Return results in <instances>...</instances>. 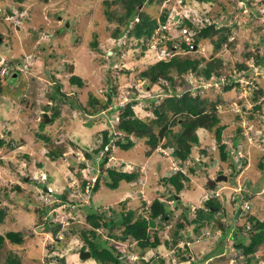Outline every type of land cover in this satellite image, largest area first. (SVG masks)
<instances>
[{
	"label": "rangeland",
	"instance_id": "obj_1",
	"mask_svg": "<svg viewBox=\"0 0 264 264\" xmlns=\"http://www.w3.org/2000/svg\"><path fill=\"white\" fill-rule=\"evenodd\" d=\"M122 3L123 0H0V6L4 4L3 7L9 9L12 5L16 13L19 12L17 18L22 21L14 29L10 21H3L0 18V34L2 35L0 36V56L8 60L13 58V61H22L20 58L26 59V68L22 72L18 71L13 80L3 82V89L0 91V132L5 133L2 142H0V158H3V163L0 162V187H9L13 181H16L22 188L17 193L10 191L9 195L13 197L11 202L0 194V207H5L4 210H6L5 219L0 224V232L9 228L23 232L30 231L29 233L34 231L33 235H27L25 248L18 252L22 251L23 253L24 250L26 253L24 260H28L30 264L40 262L37 259L38 256H42L44 264H54L53 261H56V253H50L47 244L45 245L47 240L45 237L51 239V233L46 232L43 236L37 234V231L43 230L44 226H36L38 224H36L34 209L43 207L41 202H45L48 197L40 192L39 182L50 179V182H56L51 188L61 189L69 177H73L75 182L79 183L80 178H76L74 172L79 171L81 176L86 177L100 172L99 186L94 193L88 196L82 193L68 194L67 198L76 202L74 205L68 204L67 206L64 203L65 207L48 209L47 214L51 215L52 220H63L66 215L83 220L91 208L93 210L109 206L111 211L119 217L120 212L129 208L134 209L136 213L140 210L143 202L140 195L143 198L145 195L147 198L149 196L153 198L164 192L165 187L158 184V177L162 174H169L171 166L173 165L174 168L175 165H178L177 162L172 164L175 161V157L172 156L174 145L170 144L163 150L164 153L162 150L159 151V148L147 153L148 145L142 138L136 139L134 145L128 149H121L111 141L108 159L103 161L106 168L115 167L125 172L138 170L140 175L131 182L121 180L116 188L107 186L108 178H104L105 168L101 166V163L96 164L100 161L99 157L95 161L93 159L94 163H87L88 168L82 167L85 166L84 162L79 165L78 161L87 156L84 152L91 151V148L97 147L102 142L101 131L114 129L112 117H118V112L112 114L107 110L91 116L86 115L87 109H91L88 105L90 95L104 100L106 87L111 86L112 105H122L131 96H135L136 100L132 105L134 113L139 117L151 120L154 115L149 107L157 105L162 100V97H158V93L163 87L170 89L171 86L166 79H161L156 83H149L148 79L144 82L139 72L158 59L159 49L156 43L159 37L166 35L169 39H173V45L184 40L183 36L179 34L183 17H188L194 22L191 27H188L191 37L194 35L195 28L210 22L215 23L216 29L223 26L230 28L227 32V40L217 50L213 49V44L210 41V38L217 39L215 33L211 37L198 40L199 52H192L190 56L203 57L201 64L212 57H221V68L231 66L236 69L234 61L241 60L244 51L250 50L251 56L247 60L249 63L255 53L264 51V0H204L202 2L196 0H151L149 3L140 4L138 8L147 12L157 22L155 28L157 37L150 38L145 42L144 47L147 49L143 52L139 46L127 49V45L129 47L130 43L123 48L126 41L125 33L117 39L112 35L113 27L117 25V22L115 19L107 17L105 10L112 11L116 16L121 15L124 11ZM27 8L29 9L25 10ZM165 11L167 12L166 18L162 22L161 17ZM135 20L136 17H133L129 21V27ZM163 30H166V33ZM121 43L120 49L116 50V47ZM131 43L135 42L131 41ZM251 63L254 64L253 66L256 64L255 61ZM259 65L260 67L255 68L259 70L258 75L255 74L256 71L249 72L252 73L250 79H247L249 76H245L246 70L243 73L241 70L236 71L237 79H241L242 75L244 78L241 82L238 81L237 86H232L227 91L223 90L222 84L217 82L219 78L214 75L208 80L202 81L204 85L190 71L181 78H174V86L179 94L188 87L192 95L200 93L209 100L218 99L215 113L220 117V123L226 125L222 130L224 137L222 143L231 145L232 128L240 123L245 127V132H249L250 143L255 145L249 149L251 153L249 164L236 173L238 175L233 172L231 174V167L218 161L216 156L218 143L214 135L202 128L197 129L198 142L191 144L190 155L193 157V161L201 163L197 167L199 173L194 177L199 178V181L192 180L188 185H185L178 193L179 199L175 200L179 212L182 203L186 208L190 205H199L197 201L202 195L201 184L208 177L215 178L217 171H223L228 174L226 179L220 181V185L224 187L227 194L225 196L228 210H226L229 212L227 217L225 216L227 218L225 228L227 229L235 223L231 229L236 233L239 230L248 233L252 227L246 221L249 212L239 215L236 222L234 215L230 213L231 209L233 214L242 212V200L239 197L236 200L232 199L228 204V199L231 198L230 193L239 185L241 195L246 188L248 191H252L250 200L254 204L251 202L250 211L254 212L259 219L264 218V170L261 172L256 167L257 159L264 154V144L260 145L263 140L260 143L255 141L257 132L261 131V136L264 138V59ZM71 75L81 77L82 85L72 84L69 80ZM55 81L61 83V92L65 93L74 102V105L66 98L61 101L52 99L50 92L53 90ZM255 83H259L263 89V93L256 100V103L261 105V112L250 119L246 111L254 103L250 95H252V88L256 86ZM150 97H153L152 102L144 99L150 100ZM55 102L57 103V113L51 120L53 115L51 106ZM76 103L81 104L84 109L77 107ZM143 105L149 107L144 108ZM43 112L48 115L47 121L41 124ZM237 114L240 115L239 118H236ZM172 128L175 130L177 127L172 126ZM43 135L48 137L49 141L44 140ZM168 137H170L169 133L161 138L159 142L161 147L168 141ZM257 139L259 141L258 137ZM59 144L63 147L62 155L55 160L49 159L46 152L49 148ZM201 149L209 151L203 153ZM254 155L257 158H253ZM238 157L244 163L246 162L244 153L238 152ZM191 158L187 165L192 164ZM10 161L14 167H17V170L26 173L32 181L30 178V181L27 178L24 181L18 176L19 174L11 171V166L7 164ZM72 168L74 169L72 170ZM192 186L194 187L193 192ZM42 189H44L43 185ZM79 205L83 206L79 207ZM220 209L218 208L212 213L206 212L204 209L199 210L207 214L212 221L221 215ZM190 211L193 213L192 210ZM175 213L174 218L167 221L170 224L168 231L157 225L158 228L164 229L160 233V237L171 234L175 222L180 218L178 217L180 215H177L178 212ZM45 216L43 214L42 218ZM73 225L75 229L66 235L65 241L52 242L54 250L59 248L62 243L63 246L69 247V250L65 249L57 257V259L60 258L59 263L96 264V260L91 256L79 257L81 244L78 241L81 240V229H86L85 223ZM188 229L187 225L186 231ZM222 234L220 229L212 227L210 223L208 226L205 224L204 232L200 234L203 238L197 235L192 240L189 237L190 242L193 243H189L190 245H187L189 248L183 250L184 256L190 253L199 260L202 254H207L215 246H222L221 243H217ZM242 235V233H237L235 238L246 240L245 243H248L249 240ZM36 237L42 238L38 247V244H35L37 248L32 243V241L39 242L40 238L36 239ZM96 241L100 242L101 240L98 237ZM219 241H224V239ZM104 242L109 243L108 239ZM104 242L102 241L101 244ZM228 242L231 243L232 240ZM81 243H83L82 240ZM226 250L228 252L229 248ZM212 252H217V250L214 249ZM234 254V251L231 250L229 257L235 258ZM252 256L255 259L253 264H264V244ZM52 258L53 260H51ZM192 262L189 263L192 264ZM236 262L242 264L243 258L238 257ZM129 263L128 260L124 262V264ZM167 264L185 263L178 262V256L175 255V262L170 261Z\"/></svg>",
	"mask_w": 264,
	"mask_h": 264
},
{
	"label": "trees",
	"instance_id": "obj_2",
	"mask_svg": "<svg viewBox=\"0 0 264 264\" xmlns=\"http://www.w3.org/2000/svg\"><path fill=\"white\" fill-rule=\"evenodd\" d=\"M22 1V0H20ZM151 0H123L122 6L124 7V11L121 15L116 16L112 11H106V15L109 18H113L116 20L117 25L113 27L112 35L117 39L119 36L125 33V43L123 48L126 47L127 44L130 43L129 47L127 45V49L133 48V47H141V51L143 52L145 49L144 44L147 42L150 38L157 37L156 26L157 22L156 19L151 18L147 12L143 11L142 9H139L138 6L141 4L149 3ZM29 8L25 9L28 10ZM167 12L165 11L164 14L161 17L162 22L165 21ZM136 17L135 22L129 27V21ZM23 18V17H21ZM186 23L188 26L191 25L190 21H182ZM230 30L229 27L223 26L220 29H216L215 25L213 23H208L205 25H202L200 28H195V32L193 35L194 43L197 44L198 40L205 39L207 37H211L212 34L217 35V39L210 38L211 43L213 44L212 47L214 50L219 49L220 46L227 40V32ZM164 33H166V30H163ZM0 36H2L0 34ZM173 40V39H172ZM171 39H168L166 37H159L157 41V46L164 47L169 49L173 46V41ZM131 41H134L135 43H131ZM122 43L120 46L116 47V50L120 49ZM116 46V45H115ZM148 47V45L146 44ZM197 47V46H196ZM195 48H190L189 45H186L184 41H180L179 44H177V47L179 48L180 54H172L167 55L165 59H156L152 63L146 66L143 70L139 72V75L144 79V82L148 79L149 83H156L160 81L161 79H166L169 81L171 88L166 89L171 92L170 95L164 97L157 105H151L149 108L154 115V117L150 119L142 118L137 116L134 113V110L132 109V105L134 104L135 96H131L130 99L123 103L122 105H112L111 100V93L112 87L107 86L106 90V98L104 100L94 97L93 95H90V99L88 101V105L91 107V109H87L85 112L86 115L98 113L103 110H107V112L114 113L118 112V120L114 124V129H103L101 131V143L98 144L97 147L91 148V151L84 152L85 155H87L88 158L92 159L99 150L103 149L105 145H107L109 142H113L121 149H128L131 146H133V142L130 139V136H136L139 138H143L145 143L149 146L147 153L150 152V149H153L161 140L162 137L166 136L168 133L170 134V137H168V141L165 142L163 146L168 147L171 145H174L173 155L177 158V164L180 165V162L186 161L188 158H191L190 150H191V144L198 142V136H197V129L202 128L208 132H211V134L214 135V138L216 139L218 143V150H217V158L220 163H225L227 166L229 165L231 167L232 172L236 170L235 173H238L241 171L240 167H237V164L242 163V165H245L239 157L238 152H242L246 155L245 160H250L251 153L249 152L252 147H255L254 143H250L248 132H245V127L241 125L240 123L236 124L232 128V135H231V145L222 143V139L224 137L222 136V130L226 127L225 124L220 123V117L215 113V106L217 104L218 99L215 101L209 100L208 98L202 96L200 93H196L195 95H192L188 90V87L184 88L185 91L179 94V92H176L175 86H174V78H181L183 75L190 71L198 77V80L206 81L211 76H216L221 79L225 73L231 72V68L229 66L227 68H221L222 65V59L220 58H210L206 60L203 64H201L203 57H191L190 53L193 51L196 53L199 50H195ZM172 53H176L173 51ZM183 53V54H181ZM250 50H246L242 54L241 60H235V66L236 70H248V66L245 63V59L250 56ZM12 59V58H10ZM264 59V51L263 53H255L254 55V61L256 64L262 63V60ZM231 64V62H229ZM229 70V71H228ZM245 76L248 77L247 79L251 78L250 71H246ZM226 76V75H225ZM69 80L72 84H75L77 86L82 85L81 77L77 75H71L69 77ZM7 81V78H1L0 77V91L3 89V82ZM54 81V79H53ZM182 81V80H181ZM183 82V81H182ZM256 82V81H255ZM220 84H222L223 90L227 91L232 88V86H237L238 82L234 80V76L231 74L227 75L225 77L224 81H220ZM53 86V90L50 92V96L52 99H56V101H61L63 99H67L71 102V104L74 105V102H72L68 96L65 93L61 92V83L58 81H55ZM200 84V85H201ZM256 86L252 88V95H250V98L253 100V106L249 108L247 112L248 118H252L256 116V114H259L261 112V105L260 103H256L257 98L263 93V89L259 83H255ZM163 85V84H161ZM164 86V85H163ZM198 88V87H197ZM110 92V93H109ZM252 96V97H251ZM146 101L152 102L151 100H148L147 98H144ZM51 104V103H50ZM77 107L84 109V107H81L82 105L79 103L75 104ZM144 108H148L147 105H143ZM47 109V106H45ZM51 108L53 109V115L51 117V120L55 117L57 113V103L55 102L54 105L52 104ZM110 113V114H111ZM54 116V117H53ZM240 115L237 114L236 118H239ZM44 117L41 118V124L44 123ZM172 126H176L177 128L174 130ZM257 137L259 138V141L257 137L255 138L256 142H261L260 145L264 144V138L261 136V131L256 133ZM44 140L49 141V138L46 136H42ZM254 139V138H253ZM163 143V142H162ZM110 151V146L106 147V150L104 152V155L101 157L102 162L107 159L106 154ZM209 151V150H208ZM206 149H201V152L207 153ZM63 153V147L62 145H55L53 148H49V150L46 152L47 156L51 160H55L56 158L60 157ZM210 153V152H209ZM94 155V156H93ZM27 157V156H26ZM256 157V155L253 156V158ZM257 158V157H256ZM193 157L191 158L192 164L189 167L190 172H195L196 168L199 164H201L199 161H193ZM2 161V160H1ZM3 163V161H2ZM8 165L11 166L12 170H16L17 167H14L11 162H7ZM40 165V164H38ZM240 166V165H238ZM256 167L261 172L264 170V154L259 156V159H257ZM74 168H72L73 170ZM240 169V170H239ZM219 170L218 172H220ZM19 174V173H17ZM100 174V173H99ZM99 174L98 178L96 179L92 191L94 192L98 186H99ZM77 176H79L78 172L76 173ZM138 173L135 171L131 172H125L115 169V167H107L105 169V175L104 178H108V181L106 182L107 186L111 188H116L118 186L119 181L124 180L126 182H130L137 177ZM7 176H10L7 174ZM6 176V177H7ZM9 178V177H7ZM189 178L182 173L179 169H175L174 171L170 172V175L165 174L164 176L160 177L158 182L161 183L165 187V191L160 193L162 196H167L168 194L174 193L177 194L185 185L184 181H188ZM82 185L84 184L81 183ZM4 188V189H3ZM3 188L0 187V194L4 195L10 202L13 201V197H10V193L14 192H20L22 190L20 183L13 181L9 187L4 186ZM76 188V185L70 188V190H73ZM206 188H212L211 185H207ZM11 191V192H10ZM247 188L243 190L242 198H250L251 195L249 194L252 192L249 190V193L247 192ZM159 192V189H158ZM205 195V194H204ZM238 196V195H237ZM171 197V196H170ZM241 198V200H242ZM65 200V198H62ZM205 203V209L206 212L212 213L213 211H216L218 208H223L222 210H226L225 200H222V196H206ZM66 202L69 205H74L76 202L74 201H68ZM53 204V203H52ZM55 204V203H54ZM53 204V205H54ZM181 221L180 218L178 219V222L176 223V227L174 228L173 232L175 235L178 236V238H182L178 232L183 229L186 230V226L192 224V222H195V225L193 227L194 230L199 229L201 230L200 233H203V230L205 228V224L208 226V223L212 225V227H216L217 229L220 228L219 224L222 226L221 232H223L221 240L226 239V236L230 234V240H232L231 244H233V247L240 249L242 254L245 256L244 261L242 264H251L253 260V253H255L258 249L261 248L262 244H264V219H259L256 215L253 213H249L246 217V221H250L252 224V227L250 230H248V233L246 232H240L237 231L239 234H243L242 237L247 238L248 243H245L242 240L235 238V233L230 232V226L229 228H225L226 224V217L227 214L224 213V211L220 212V216L212 220L210 217L205 214L203 211L199 210L196 212L195 216L191 219L187 218L186 215L182 212L185 211L186 206L184 203L181 204ZM50 205L44 204L43 207H39L35 209L36 211V219L38 223L44 226L45 229H49L52 231L53 234L56 233L57 229L60 227V222L55 221L51 224V217L48 216L46 218H42L41 215L46 212V209L50 207ZM83 206V205H81ZM215 208L214 210L211 208ZM80 207V205H79ZM89 208V207H88ZM256 210V209H255ZM5 211L3 208H0V224L2 223ZM96 212L92 208L90 211L86 213L84 217V223L86 229H81L80 231V239L83 241L82 247L88 248L91 252V256L98 261L101 264L105 263H112V264H120V260L118 258V250L116 248V245L114 244H107L100 242H97L96 239L99 237V233L97 229H104L108 236L114 238L115 240L118 239H126L128 237H132L136 240V245L139 249L144 250L145 247H154L159 242V230L158 229H151L154 226L153 220L160 215L161 219L165 220L167 218L169 209L167 208L165 202L160 201L158 197H153L151 201L149 202V205L147 209H143L137 216L134 217L133 209L129 208L128 210H125L124 212H120L121 215L116 216L113 212L110 214L105 213V211ZM175 212H179L178 207L172 209L170 211V214H175ZM245 209L242 207V212L240 214L244 215ZM180 214V213H179ZM239 214V212H236L232 215H234V219L236 218V215ZM201 215V217H199ZM207 215V216H206ZM224 217L225 220L221 219V217ZM68 218L71 220H79L77 217L68 216ZM207 221V222H206ZM90 226V227H88ZM177 228V229H176ZM74 227H72V232L74 231ZM176 229V230H175ZM240 229V227H239ZM198 231V230H197ZM236 233V235H237ZM197 234V233H196ZM67 237V236H66ZM65 237V239H66ZM27 238V234L19 231V230H12L8 229L5 230L3 233H0V247L5 244V242H14L15 244L23 247L25 246V241ZM184 238L189 239L187 236L184 235ZM192 238V237H191ZM223 238V239H222ZM227 240V239H226ZM164 242H167L166 240ZM225 240L223 241V244H225ZM186 250L188 248H185ZM179 252H182V249H178ZM124 252V251H122ZM227 256V258H226ZM223 257V259H222ZM215 261H211L209 264H227L228 260L231 258L227 254H223ZM180 259H187L185 256H180ZM237 260V258H234ZM19 257L17 255H9L7 256L3 261L0 260V264H18ZM159 263V262H158ZM157 263V264H158ZM142 264H155L152 258L149 261H142Z\"/></svg>",
	"mask_w": 264,
	"mask_h": 264
},
{
	"label": "clouds",
	"instance_id": "obj_3",
	"mask_svg": "<svg viewBox=\"0 0 264 264\" xmlns=\"http://www.w3.org/2000/svg\"><path fill=\"white\" fill-rule=\"evenodd\" d=\"M196 1H198V2H202V1H204V0H196ZM14 2V1H13ZM12 2V3H13ZM2 6H5L4 4L2 5ZM4 9H6L9 13H14L15 12V9L14 8H12V5H10V8L8 9V8H5L4 7ZM0 18H1V16H0ZM2 20V19H1ZM190 21V23H191V25L192 24H194V22L192 21V19H188V17H183V21ZM201 20H203V19H201ZM4 21V20H3ZM21 23H22V21H21ZM183 23V22H182ZM214 25H215V23H213ZM191 25L190 26H188L186 23H184V24H181L180 25V28L182 27V26H186L187 28L188 27H191ZM17 26H13L12 28H16ZM193 27H195L194 25H193ZM202 27V26H201ZM179 28V29H180ZM200 28V27H199ZM179 34L182 36V33H181V31L179 32ZM163 37H166V38H168L166 35H164ZM193 38V37H192ZM169 39V38H168ZM172 40V39H171ZM173 41V40H172ZM182 41H184V40H182ZM180 43V42H179ZM173 44V43H172ZM193 46L192 47H190V48H195L196 46V49L195 50H199V48L200 47H198V44H195L194 43V39H193ZM187 45V44H186ZM158 47V54H157V57H158V59H165L166 57H167V55H172V54H180V50H179V48H174V47H177V45H173L171 48L169 47V49H167V48H164V47H159V46H157ZM156 48V47H155ZM163 51V52H162ZM173 51H175L176 53H172ZM199 52V51H198ZM193 53H194V51H193ZM181 54H183V53H181ZM251 56V55H250ZM249 56V57H250ZM0 57H2V56H0ZM160 57H163V58H160ZM248 57V58H249ZM248 58H246V61H245V63L247 64V66H248V70H246V71H250V72H253V71H256L255 72V74L256 75H258V73H259V70L258 69H255V68H257V67H260V65L259 64H255V66H253L254 64L253 63H251V62H253L254 61V57H253V59H251L250 60V63H249V61L247 62V60H248ZM13 59V58H12ZM12 59H9L8 61H10L11 63H14V62H16V61H13ZM20 60H22V61H20L21 62V64L22 65H25L23 68H22V70H19V69H14V70H12L11 72H10V74L9 75H7V76H2L1 78H4V77H6L7 78V80H8V77L11 75V73H13V72H22L23 71V69L24 68H26V59H22V58H20ZM250 64V65H249ZM253 66V67H252ZM232 70H231V72H228V73H225V75L227 76V75H229V74H231L232 76H234V80H236L237 82H238V80H237V77H236V69L233 67H231V66H229ZM227 68V67H226ZM228 69V68H227ZM253 70V71H252ZM229 71V70H228ZM243 71H244V69H242L241 70V72L243 73ZM225 75H223L222 77L224 78V80H225ZM16 78V77H15ZM243 78H244V75H243ZM220 81H222V79H220L219 81L217 80V82H220ZM202 85H204V84H202ZM197 88V87H196ZM208 88V87H207ZM171 94V92L168 90H166V88L165 87H163L162 89H161V91H160V93H158V97H162V99L164 98V97H166V96H168V95H170ZM163 95H164V97H163ZM153 100V97H150V100ZM44 113V112H43ZM99 113V112H98ZM94 114H96V113H94ZM113 114V113H112ZM111 114V115H112ZM48 115V114H47ZM91 115H93V114H89L88 116H91ZM43 116V115H42ZM44 117V116H43ZM113 119H114V124L117 122V120H118V117H116V116H113L112 117ZM116 119V120H115ZM45 121V120H44ZM4 135H5V133H3L2 131L0 132V142H2V139L4 138ZM130 139L132 140V142H133V145H134V143H135V141H136V139H141V138H139V137H136V136H133V135H131L130 136ZM143 139V138H142ZM143 141H144V139H143ZM147 145V144H146ZM107 146H111V142H109L107 145H105V147L103 148V149H101V150H99V152H97L96 154H95V156L92 158V159H90V158H88L87 156H86V158L84 157L83 158V160H81V161H78V164L79 165H81V164H84L85 163V166H82V167H84V168H88V166L86 165L87 163H94L93 162V159H94V161L96 160V158L97 157H99V160L100 161H98V163H96V164H100L101 163V166H104V163L102 162V160H101V157L104 155V152H105V150H106V147ZM160 146V143H158L153 149H150V153H151V151H155L157 148H159L158 150L159 151H161L162 150V152H163V150L164 149H166V148H168V147H164L163 145V147H159ZM132 147V146H131ZM130 147V148H131ZM148 148H149V146H148ZM148 148H147V150H148ZM157 150V151H158ZM164 153V152H163ZM85 154V153H84ZM3 155V154H2ZM108 155H109V152L106 154V156H107V159H108ZM172 156H173V158L175 157L173 154H172ZM86 159V161H84ZM90 160V161H88V160ZM107 159L105 160V161H107ZM189 159L190 158H188L186 161H183L182 162V167H183V169L182 170H180V171H182V173H184L188 178H189V180L188 181H184V185H188L192 180H198L199 181V178H194V177H196L197 176V174L199 173L198 172V170L197 169H199V168H196V170H195V172H190V169H189V167L191 166V165H187V162H188V164L190 163V161H189ZM1 160H3V158H0V162H1ZM177 161V158L175 157V161L172 163V164H174L175 162ZM219 161V160H218ZM11 162V161H10ZM84 162V163H83ZM249 162H250V160H247L246 161V164L245 165H242V163H240V164H237V167H240V169L241 170H243V168L246 166V165H248L249 164ZM238 165H240V166H238ZM229 167V166H228ZM104 168L106 169V166H104ZM77 169V168H76ZM79 169V168H78ZM77 169V170H78ZM115 169H117V168H115ZM239 169V170H240ZM10 170H11V168H10ZM117 170H119V169H117ZM175 169L173 168V165L171 166V168H170V171H169V174H167V175H170V172L171 171H174ZM11 171H14V173H19V175L18 176H20L24 181L26 180V178L29 180V176H27V174L26 173H23V172H21V170H11ZM121 171V170H120ZM134 171L136 172V173H138V170H136V169H134ZM133 171V172H134ZM78 172V174H79V176H77L76 175V173ZM77 172H74L75 173V177L76 178H80L79 179V183H76L75 182V180H74V178L73 177H69V179L68 180H66L65 181V184L63 185V187L61 188V189H53V188H51V186H52V184L50 183V179L48 180V179H45V180H43V181H41V182H39L38 183V185L40 186V189H41V193H42V195H44V196H48L47 197V200L45 201V202H41V205L42 206H44V204H46V205H50L51 204V206L50 207H48L47 209H46V212L45 213H43V214H45L46 216L44 217V218H46L47 216L50 218L51 217V215H48L47 214V210L48 209H52V210H54L55 209V207H59V206H66V205H64V203H66L67 204V206H68V203L66 202V200H68V201H70V199H68L67 198V195L68 194H71V193H75V194H80V193H82V194H84V195H90V194H92V193H94L93 191H92V187H93V185H94V183H95V181H96V179L98 178V175H97V173L99 174L100 172H95V174L94 175H92V174H90L89 176L90 177H86V176H81V174H80V172L79 171H77ZM104 172V171H103ZM131 172V171H130ZM11 173V175H13L12 174V172H10ZM105 173V172H104ZM219 172L217 171V174H218ZM216 174V173H215ZM236 174V173H235ZM234 174V175H235ZM138 175H140L139 173H138ZM137 175V176H138ZM165 174H162V175H160L159 177H158V180H159V178L160 177H162V176H164ZM236 175H238V174H236ZM213 178H211V177H208L207 178V180L205 181V182H203V193H202V200H205V196H204V192H205V189H206V187H207V185L210 183V181L212 180ZM30 180H31V178H30ZM29 180V181H30ZM32 181V180H31ZM124 181V180H123ZM133 181V180H132ZM84 182V184L82 185L81 183H83ZM131 182V181H130ZM87 183H91L92 184V186H91V189H90V191H85L84 189H85V186H86V184ZM158 184L159 185H161V183H159L158 182ZM42 185H43V187H44V189H42ZM71 185H76V188L75 189H73V190H70V188H71ZM119 185V184H118ZM37 188H39V187H37ZM51 189V190H50ZM191 190L193 191L194 190V187L192 186L191 187ZM149 193V191L147 192V194ZM179 193V192H178ZM178 193L177 194H175V192L174 193H171V194H168L167 196H162L161 194L159 195V196H156V197H158V199L160 200V201H163V202H165V204H166V206H167V208L169 209V213H168V215L169 216H167V218H165V220H163V219H161V217H160V215H158L154 220H153V222H154V226H153V228H151L152 230L153 229H158L159 230V239H160V242L156 245V246H154V247H145L144 248V250H141V249H139L138 247H137V243H136V240L135 239H133L132 237H128V238H126V239H118V240H115L114 238H112V237H110V236H108L107 235V233L105 232L106 230H104V229H97V231H98V233H99V238H100V243L103 241H105L106 239H108V241H109V243H107V242H104V243H107V244H109V245H111V244H114V245H116V248H117V251L118 250H120V251H118V258H119V260H120V264H124V262L126 261V260H128L130 263L129 264H142V261L143 260H145V261H149L151 258H153V257H155L156 259H158V262H159V264H164L165 263V261H167V263L168 262H175V255H177L178 256V262H182L183 260H181L180 259V256H184V253H183V250L185 249V248H188L187 247V244H186V242L185 241H183L182 243H180V241L177 239L178 238V236L177 235H175L174 234V232H173V230L174 229H172L171 230V234L169 233L167 236H165V237H162V239L165 241V240H167V239H169V237H170V250H168V252H167V254L166 255H162V254H160V253H158V252H155V251H153V252H151L150 250L152 249V248H157V246L159 245V244H161V237H160V233H161V231H163L165 228H166V226H168L167 228H168V230L170 229V224H168L167 223V221L169 220V219H173L174 218V215L176 214H170V211L172 210V209H174V208H176V207H178V206H176V203H175V200L176 199H179V196H178ZM157 194H158V192H157ZM156 194V195H157ZM141 196V198H142V200H143V202L141 203V207H140V210L136 213L135 212V210H134V217L135 216H137L143 209H147V207H148V205H149V202L151 201V199H152V197L151 196H149V198H147L146 197V195L144 196V198H143V196L142 195H140ZM171 196V197H170ZM62 198H65V200H63ZM54 205H53V204ZM118 203V202H117ZM81 206V205H80ZM0 208H3V209H5V207H0ZM35 210V209H34ZM94 210L96 211V212H99V211H97V210H100V211H105V213H107V214H110L112 211H111V209H110V207L109 206H107V207H105V208H94ZM128 210V209H127ZM190 210H192L193 211V213H191V211ZM198 211V208L196 207V206H194V205H190V206H188L186 209H185V211L184 212H182V213H184L185 215H186V217L187 218H189V219H191V218H193L194 216H195V212H197ZM180 213V214H179ZM195 213V214H194ZM42 214V215H43ZM65 214V213H64ZM42 215H41V217H42ZM66 215V214H65ZM177 215H180V216H178V217H180V221H181V218H182V215H181V212H178L177 213ZM191 215V216H190ZM74 217V216H73ZM43 218V219H44ZM5 219V218H4ZM67 221V224L65 225L64 224V221ZM55 221H59L60 222V227L57 229V231H56V233L55 234H53L52 233V231L51 230H49V229H43V230H40V231H37V234L38 235H42L43 236V234L44 233H46V232H50L51 233V235H52V238L51 239H49L48 237H45L47 240H49V241H45V245L47 244V247H48V249H49V252L50 253H55L56 251H58L57 249L58 248H56L55 250L53 249V248H55V247H53L52 246V242H55V241H61V242H63V241H65V237H66V235H69L72 231V227L74 226L73 224H76V223H78V224H80V223H82V222H84V219L83 220H70L69 218H68V216L66 215V218L65 219H63V220H52L51 219V224H53L54 223V225H55ZM178 221H176L175 222V225H176V223H177ZM207 222V221H206ZM36 224H38V225H36L37 227L39 226V225H41L40 223H38V221L36 222ZM157 225H160V226H162L163 228L161 229V228H158L157 227ZM62 227H64V228H62ZM88 227H90V226H88ZM176 226H174V228H175ZM9 229H12V230H15V229H13V228H9ZM63 230V237L62 238H59L58 236H57V234H58V231L59 230ZM177 229V228H176ZM175 229V230H176ZM19 231H21V230H19ZM4 232V231H3ZM2 231L0 232V233H3ZM21 232H23V231H21ZM30 231H28V232H23V233H25V234H34V231H32L31 233H29ZM179 234V233H178ZM31 237V236H30ZM27 240V239H26ZM67 243V242H66ZM82 244L83 243H81V246H80V249H87V250H89L88 248H83L82 247ZM25 248V246H23V247H21V246H19V245H17V244H15L14 242H5V244L4 245H2L1 247H0V260L1 261H3L7 256H9V255H13V256H15V255H17V253L19 252V250L20 249H24ZM50 248H51V250H50ZM182 249V252H179L178 251V249ZM186 250V249H185ZM90 251V250H89ZM122 251H124V252H122ZM188 254V253H187ZM186 254V255H187ZM59 255L56 253V261H53V262H55L54 264H59V261L57 260V257H58ZM91 256V255H90ZM161 256H163V257H167V258H160ZM92 257V256H91ZM185 257V256H184ZM42 256L39 258V260H40V262L42 263V264H44V262L42 261ZM180 259V260H179ZM51 260H53V258L51 259ZM50 260V261H51ZM56 262H58V263H56ZM96 262H98V261H96ZM98 264H101V263H99L98 262ZM105 264H112V263H105ZM192 264H197L196 262H192Z\"/></svg>",
	"mask_w": 264,
	"mask_h": 264
},
{
	"label": "bare ground",
	"instance_id": "obj_4",
	"mask_svg": "<svg viewBox=\"0 0 264 264\" xmlns=\"http://www.w3.org/2000/svg\"><path fill=\"white\" fill-rule=\"evenodd\" d=\"M19 19V18H18ZM249 133V132H248ZM181 165H182V161L180 162V165H175V169H179V167H180V169L179 170H181ZM236 172V170H234V172L233 173H235ZM231 174H232V170H231V172H230ZM224 176L225 178H222V177ZM227 176H228V174H226V173H224L223 171H220L217 175H216V177L215 178H213L211 181H210V183H209V185H211L212 186V188H206L205 189V199H206V196H222V200H225V205H224V207H225V209H227L228 210V207H226V196L225 195H227L225 192V190H224V187L223 186H221L220 185V181L221 180H224V179H226L227 178ZM219 183V184H218ZM246 188V187H245ZM248 190V189H247ZM239 192H241V187H240V185L237 187V188H234V191H232V193H230V199H228V204H230V201L233 199V200H236L237 199V197H239L240 199L242 198V195L239 193ZM248 193H249V191H247ZM235 193V194H234ZM233 194V195H232ZM249 194H251V192L249 193ZM238 195V196H237ZM206 200H202V197H201V200H200V202H199V205H196V206H199L198 208H204L205 209V202ZM251 202H252V204H254L253 203V201H251L250 200V198H242V207L245 209V212H249V213H251L252 214V211H250V208H251ZM230 207V206H229ZM211 208H212V206H211ZM213 210L215 209V208H212ZM223 208L221 207V209H220V212H222V211H224V210H222ZM230 209H231V207H230ZM227 210H225L224 211V213L225 214H228L229 212L227 211ZM219 212V213H220ZM230 213H232L233 214V211H232V209H231V211H230ZM253 214L255 215V213L253 212ZM239 215H241L240 214V212H239V214H237V216H236V218H235V222H236V219L239 217ZM225 217V216H224ZM224 217L222 216L221 217V219H223V220H225L224 219ZM264 219V218H263ZM226 222V221H225ZM251 226H252V224H251V222L249 221L248 222ZM219 224V226H220V230H221V228H222V226L220 225V223H218ZM235 224V223H234ZM233 224V225H234ZM192 225V228L194 227V225H195V222H192V224H190V226ZM232 225V226H233ZM232 226H230V232H234V231H232L233 229H231L232 228ZM203 232H204V230H203ZM241 232V231H240ZM235 233V232H234ZM246 233V232H245ZM200 234H203V233H200ZM197 235H199V234H197ZM197 235H194V236H192V238H194L195 239V237L197 236ZM235 235H236V233H235ZM191 238V239H192ZM230 234L229 235H227L226 236V239H224L226 242H225V244H223V241H219V240H221V239H219L218 241H217V243L219 242V243H221L222 244V246H220L219 245V247H217V246H215L212 250H217V252H212V250H210L207 254H202V256L200 257V259L198 260V259H195L194 258V256L192 255V254H190V253H188L187 255H186V257H187V259H182L183 261H187V264H190L192 261H194V260H196V261H198L199 263H201V264H209L211 261H215L217 258H219L220 256H222L223 254H227L228 256H229V253L231 252V250L232 251H234V253L236 254H234V256H235V258H238V257H241V258H243V261H244V259H245V256L242 254V252H241V250L240 249H237V248H235V247H233V244H231L230 242H228V241H230ZM193 240V239H192ZM240 240V239H239ZM190 241V240H189ZM243 242H244V240H242ZM190 245V244H189ZM217 245V244H216ZM189 248V247H188ZM227 248H229V250H228V252H227V250L226 249ZM254 261V260H253ZM252 261V263L251 264H253L254 262ZM258 261V260H257ZM190 262V263H189ZM256 263H258V262H256ZM227 264H241V263H237L236 262V260L234 259V257L233 258H231L230 260H228V262H227Z\"/></svg>",
	"mask_w": 264,
	"mask_h": 264
},
{
	"label": "built area",
	"instance_id": "obj_5",
	"mask_svg": "<svg viewBox=\"0 0 264 264\" xmlns=\"http://www.w3.org/2000/svg\"><path fill=\"white\" fill-rule=\"evenodd\" d=\"M19 12L16 13H9L6 9H4L3 6H0V16L2 20H7L10 21L12 23L13 26H19L21 24V21H19V19L17 18ZM183 39L185 44L189 45L190 47L193 46V38L190 35V32H188V28L186 26H182L180 28ZM163 52V51H162ZM25 65H22L20 61H16L14 63H11L10 61H8V59H6L5 57H1L0 58V77L2 76H7L10 74V72L14 69H19L22 70V68ZM222 81H224V78L221 77ZM243 79V75L241 76V79H237L239 82H241ZM92 184L91 183H87L85 186V191H90ZM71 187H73V185H71ZM51 190V189H50ZM64 224H67V221H64ZM64 228V227H62ZM63 230H59L57 236L59 238L63 237Z\"/></svg>",
	"mask_w": 264,
	"mask_h": 264
},
{
	"label": "crops",
	"instance_id": "obj_6",
	"mask_svg": "<svg viewBox=\"0 0 264 264\" xmlns=\"http://www.w3.org/2000/svg\"><path fill=\"white\" fill-rule=\"evenodd\" d=\"M154 155H155V154H154ZM50 183H51L52 185H54L56 182H54V183L50 182ZM203 185H204V184L202 183L201 186H200V191H201V193H203ZM192 192H193V191H192ZM201 197H202V195H201ZM200 200H201V198H199L197 202H200ZM199 217H201V215H199ZM188 226H189L188 231H186V230L184 231L183 229H181V230L178 232V233L182 236V238H177V239L180 241V243H182L183 241H185L187 245H189V243H193V242H190L189 239L184 238V235L187 236L188 238H189V237L191 238L192 236L197 235V234H199V235H198L199 237L201 236V235H200V232H201L200 228L194 230V229L192 228V225H191V226L188 225ZM165 230L168 231V228L166 227ZM197 230H198V231H197ZM166 231H165V232H166ZM161 232H162V231H161ZM196 233H197V234H196ZM213 234H215V233H213ZM215 236H216V234H215ZM38 238H40V239H39V242H38V241H32V243H33L34 245H35L36 243L38 244L37 247L39 246L40 242L42 241V238H41V237H36V239H38ZM201 238H203V237L201 236ZM70 241H71V240H70ZM166 241H167V242H164V240H163L162 237H161V244H159V245L157 246V248H152L150 251H151V252L155 251V252H158V253H160V254H162V255H166L167 252H168V250L171 249V248H170V237H169V239H167ZM78 243L81 244V240H79ZM35 247H36V245H35ZM37 247H36V248H37ZM65 249H68V250H69V247L63 246V243H62V245H60V247L57 249L58 251H56L55 253H57L58 255H61V252L64 251ZM20 252H21V253H17V257H19V262H18V264H30V263H28V260H26V261L24 260V256H26L25 251L23 250V253H22V251H20ZM71 256H72V255H71ZM39 257H41V256H38L37 259H39ZM160 258H167V257H163V256H161ZM57 260L60 261V258H58ZM152 260L154 261L155 264L158 263V259H156L155 257H153ZM33 262H34V261H33ZM195 262H196L197 264H201V263H199V262L196 261V260H195ZM182 263L187 264V261H186V260H185V261H182ZM34 264H42V263H41V262H34ZM59 264H60V263H59ZM96 264H98V262H97ZM158 264H159V263H158ZM164 264H167V261H165Z\"/></svg>",
	"mask_w": 264,
	"mask_h": 264
},
{
	"label": "water",
	"instance_id": "obj_7",
	"mask_svg": "<svg viewBox=\"0 0 264 264\" xmlns=\"http://www.w3.org/2000/svg\"><path fill=\"white\" fill-rule=\"evenodd\" d=\"M0 40H1V37H0ZM16 76H17V73L13 72L8 77V80H13ZM43 116H44V120L47 121V113L46 112L43 113ZM222 178H225V177L223 176ZM90 255H91V252L87 249H80V251H79V257L80 258H87V257H90Z\"/></svg>",
	"mask_w": 264,
	"mask_h": 264
}]
</instances>
